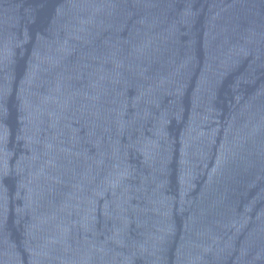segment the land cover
Segmentation results:
<instances>
[{
  "label": "water",
  "instance_id": "obj_1",
  "mask_svg": "<svg viewBox=\"0 0 264 264\" xmlns=\"http://www.w3.org/2000/svg\"><path fill=\"white\" fill-rule=\"evenodd\" d=\"M0 264H264V0H0Z\"/></svg>",
  "mask_w": 264,
  "mask_h": 264
}]
</instances>
